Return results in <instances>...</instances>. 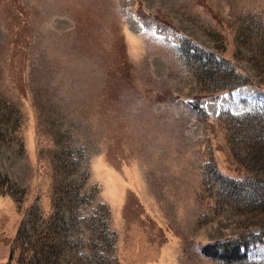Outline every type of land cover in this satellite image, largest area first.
<instances>
[{"label":"rangeland","instance_id":"obj_1","mask_svg":"<svg viewBox=\"0 0 264 264\" xmlns=\"http://www.w3.org/2000/svg\"><path fill=\"white\" fill-rule=\"evenodd\" d=\"M261 108L264 0H0V264H221Z\"/></svg>","mask_w":264,"mask_h":264},{"label":"trees","instance_id":"obj_2","mask_svg":"<svg viewBox=\"0 0 264 264\" xmlns=\"http://www.w3.org/2000/svg\"><path fill=\"white\" fill-rule=\"evenodd\" d=\"M227 74L228 76H233V79L230 80V85H233V81L240 75L238 72L232 71V68L229 69ZM229 117L231 118L230 125L228 124L229 133L231 128L237 123V119H240V123L242 124L241 128L245 134H249L253 139H261L264 141V108L253 112H246L242 115L229 114ZM230 140L232 141V136L230 137ZM257 149H259V151L255 153V155H252L249 150H244L241 158L238 159L239 161L245 160L249 163V165H247L250 167V171H246L244 177L236 178L219 171V173L212 178L214 186H217L218 188L225 187L228 194L233 198L236 194H241L242 200L245 201V204L250 203L261 205L257 202L258 200H254L256 194L260 195V202L264 204V147ZM250 164L252 165L250 166ZM258 226V229H252L248 232L229 236L227 239H221L212 243L213 246L216 245V248L221 249V252H219L213 248L216 255L215 257L221 261V264H264V259H251L248 257L246 251L250 243L262 240V237L264 236V218ZM28 250V248L24 247L21 250L22 253L19 254L20 261L25 260V264H29L30 254L28 253Z\"/></svg>","mask_w":264,"mask_h":264}]
</instances>
